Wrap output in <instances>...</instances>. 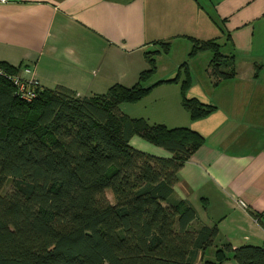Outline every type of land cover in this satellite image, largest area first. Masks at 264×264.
Masks as SVG:
<instances>
[{"label": "trees", "instance_id": "16d2710c", "mask_svg": "<svg viewBox=\"0 0 264 264\" xmlns=\"http://www.w3.org/2000/svg\"><path fill=\"white\" fill-rule=\"evenodd\" d=\"M190 40V55L212 53L215 83L233 77L232 69H221L216 40ZM153 44L154 56L168 54V42ZM144 55L148 68L133 87L116 84L104 95L79 97L63 86H35L31 101L9 79L20 68L0 63V264H196L200 253L202 264H264V247L254 245L226 244L213 259L204 257L218 229L200 224L194 207L173 197L178 172L204 137L123 110L178 79L148 85L155 60ZM188 78L182 106L195 122L215 107L186 97ZM135 137L170 157L133 148Z\"/></svg>", "mask_w": 264, "mask_h": 264}, {"label": "crops", "instance_id": "0c3cea01", "mask_svg": "<svg viewBox=\"0 0 264 264\" xmlns=\"http://www.w3.org/2000/svg\"><path fill=\"white\" fill-rule=\"evenodd\" d=\"M190 38L216 40L222 71H234L215 83L208 56L197 82L189 70L182 78L189 77L186 97L213 112L195 122L186 112L174 114L176 104L177 111L183 107L180 74L145 96L168 87L163 108L171 117L138 115L136 103L123 110L204 137L178 172L173 197L193 206L200 224L218 229L204 256L213 259L226 244L264 247V0H11L0 6V63L20 68V77L40 88L63 86L79 97L104 95L116 84L133 87L148 68L144 54L159 48L153 42H168V53L183 42L190 54ZM202 52L209 51L195 55ZM130 145L170 157L136 137Z\"/></svg>", "mask_w": 264, "mask_h": 264}, {"label": "rangeland", "instance_id": "374dc122", "mask_svg": "<svg viewBox=\"0 0 264 264\" xmlns=\"http://www.w3.org/2000/svg\"><path fill=\"white\" fill-rule=\"evenodd\" d=\"M184 44L185 43L181 42V46L178 45L177 47L172 48L170 53L168 54L161 53V55L154 56L152 52H147L150 54L151 57H154L153 59L155 60L156 71L153 77L150 80H148L146 83H150V81H152L151 83H153L154 81H157L161 77H167L170 75H172L171 77H173L176 74H178V76L180 74L182 81V78L184 77L187 70L191 71V73L196 77V82L198 81L197 80L198 77H200L202 74L201 69L203 68L202 67L203 62L204 63L208 62L207 60L208 56L212 58V55H210L209 52H202L198 55H190L188 54V52L184 50L185 49ZM163 88H168V87H162L161 89H157L148 98L145 99V97H143L140 101H138V103L136 102L137 113H139L138 115H145V111H146L155 115L156 117H159L161 115L165 117H171L169 115L171 113L168 111L165 112L166 109L163 108L164 104L168 100L167 96L164 95V92H166V90L168 89H163ZM177 108L178 107L176 104V107H174L173 110H174V114L178 115L179 117L183 116L182 112L184 114L185 112L187 113V111L183 107L178 109L179 111H177ZM9 189H10V184L7 182L3 187V192L8 191ZM107 196L109 198V201L112 203L113 198L110 191H107Z\"/></svg>", "mask_w": 264, "mask_h": 264}, {"label": "built area", "instance_id": "2783aa9c", "mask_svg": "<svg viewBox=\"0 0 264 264\" xmlns=\"http://www.w3.org/2000/svg\"><path fill=\"white\" fill-rule=\"evenodd\" d=\"M11 0H0V6L6 5L10 3ZM24 73H31L28 69H24ZM0 75H3V71L0 70ZM12 85L15 87L17 91V95L20 96L21 99L26 101H31L36 97L35 92V84L31 80H25L20 76H9Z\"/></svg>", "mask_w": 264, "mask_h": 264}]
</instances>
